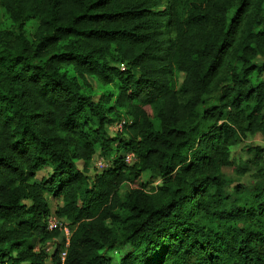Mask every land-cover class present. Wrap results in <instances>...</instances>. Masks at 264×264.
<instances>
[{
	"label": "trees",
	"instance_id": "1",
	"mask_svg": "<svg viewBox=\"0 0 264 264\" xmlns=\"http://www.w3.org/2000/svg\"><path fill=\"white\" fill-rule=\"evenodd\" d=\"M0 10V264H264L263 151L230 160L264 133V0ZM90 80L115 91L94 100ZM232 166L255 186L228 193Z\"/></svg>",
	"mask_w": 264,
	"mask_h": 264
},
{
	"label": "rangeland",
	"instance_id": "2",
	"mask_svg": "<svg viewBox=\"0 0 264 264\" xmlns=\"http://www.w3.org/2000/svg\"><path fill=\"white\" fill-rule=\"evenodd\" d=\"M10 27L11 26H10L9 20L6 18L3 11L0 10V31L9 30ZM35 27H36L35 22H30L28 24L27 30L29 34L33 33V30L35 29ZM256 60H258L259 63L264 62V53L259 54ZM259 77L264 79V73L261 75H258L257 78ZM182 79H183V75L180 73H178L175 76L174 82H173V86L175 90L178 89V87L180 86ZM86 89L88 93H91L94 100H99L100 96H102L103 94H106L109 92L114 93L115 91V87L103 86L95 82L94 80H90L89 86ZM112 130L114 131L115 128H112ZM256 148L262 149L263 151L262 159L264 162V133L258 132L255 134H247L246 136H241L239 140L237 141V143L230 147V160L233 161L235 165H240L242 164V162L248 159H252L255 156V154L257 153L255 150ZM98 158H99L98 156H95L91 164L88 166V170L90 174H94L95 171L97 170L101 171V168L96 166V162L98 161ZM77 165L79 169L83 168V165L80 162ZM248 165H250V163H248ZM45 172L43 171L39 172L38 178H41L45 174ZM222 173H223L224 181L228 182L226 191L230 194L234 193V189L237 186L246 185L249 188L254 187L258 179L257 177L254 176L255 172L253 170L252 171L249 170L244 174H240V172L235 169V166L223 168ZM144 179H148V181H150V183L147 185V191H151L159 183V182L151 181L149 176H145ZM127 189H129V183L123 184L122 192L123 193L126 192ZM59 203L60 202L51 201L50 202L51 208L54 209V207ZM116 254L114 253V256H118L119 252L117 255Z\"/></svg>",
	"mask_w": 264,
	"mask_h": 264
},
{
	"label": "built area",
	"instance_id": "3",
	"mask_svg": "<svg viewBox=\"0 0 264 264\" xmlns=\"http://www.w3.org/2000/svg\"><path fill=\"white\" fill-rule=\"evenodd\" d=\"M120 129H121V124H119V125H117L115 127V130H120ZM134 160H135V158H134V155L133 154H127L126 157H125V162L127 164L133 163ZM96 166L97 167H100L101 170H102L103 168L106 167V164H105L104 161H97ZM48 223H49V229L50 230L53 229V228H55L56 226L60 225V223H58V221L55 218H53V217L49 219ZM63 230H64V234L66 236V246H68V241H69V235H70V233H69V230L67 228H63ZM64 258H65V253H62L61 254V259L64 260Z\"/></svg>",
	"mask_w": 264,
	"mask_h": 264
}]
</instances>
